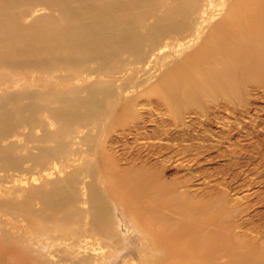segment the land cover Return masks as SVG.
<instances>
[{
	"label": "bare ground",
	"instance_id": "bare-ground-1",
	"mask_svg": "<svg viewBox=\"0 0 264 264\" xmlns=\"http://www.w3.org/2000/svg\"><path fill=\"white\" fill-rule=\"evenodd\" d=\"M251 83L264 0H0V183L32 175L0 192V264H264L259 163L222 180L263 184L240 201L198 198L168 179L173 156L147 157L193 161L172 127L209 119L204 102L241 106ZM249 146L233 157L264 160V137Z\"/></svg>",
	"mask_w": 264,
	"mask_h": 264
},
{
	"label": "rangeland",
	"instance_id": "rangeland-1",
	"mask_svg": "<svg viewBox=\"0 0 264 264\" xmlns=\"http://www.w3.org/2000/svg\"><path fill=\"white\" fill-rule=\"evenodd\" d=\"M238 88L243 101L241 106L238 105V107L235 108L232 106L229 111H227L225 109L227 108L226 105L229 104L231 106L232 104L230 103V99L219 98L218 105L215 106L213 103L204 102L200 105H195L192 110L201 113H211L209 119L200 116L199 119L193 120L194 125H192L189 134L182 135L183 132H181V126L178 128L172 127L174 129L172 130L174 135L179 136L177 146H182V144L185 143L194 146L188 153H185V156L188 155L185 158L190 156L193 158V161H183L184 158L174 156V149L172 148L165 152L163 151L164 154L161 155L147 156V154L143 153V156L149 157L151 161H161L166 156H173L172 160L167 163L170 165L167 168L168 179H175L178 177L183 178V176L190 178L187 184L190 185L189 187L194 194H200L196 195L198 198L208 190H225L228 194V199L243 201L244 196L250 194L255 189L262 188L261 186L263 184L258 182L253 184L252 187H249L248 190L245 188L239 189L238 187L234 189L239 182L247 180L245 174H242L237 183L232 185V190L230 189L231 191L228 190V187H226L225 184H221L223 179L228 181L229 172L244 169V161H249L251 164L250 166L259 163L260 167L258 168V171L262 172V177L264 176V165H262L264 164V160H261L262 152L260 158L259 155L255 156L256 154L254 153L251 157L249 155H242L239 160V158L233 157L231 151L234 147L237 149L241 148L243 150H250L252 147L249 145L252 140H255V138L258 139V137H264V84L258 83L257 85V83H251L248 86L239 85ZM215 93L217 94V91H215ZM161 112H165V109ZM192 112H184L181 115L182 120L187 123V120L192 117ZM154 116L158 117L157 114ZM216 116L220 117L217 118ZM152 127V125L148 126L149 129ZM182 139L185 140L182 141ZM23 141L21 142L23 143ZM145 142L148 144H158L168 141L164 135H161L159 136V139H151ZM24 144H26V142ZM33 145L34 143H27L24 145L23 153L27 154L28 150H30ZM195 148L200 149L197 151L194 150ZM156 149L155 151L158 150ZM133 152L135 153V151ZM236 160L240 161L239 168H237L238 166L233 165V162ZM229 165H232L231 169H228ZM175 166L176 168H174ZM25 177L27 179H24L22 182H1L0 192L4 191L5 188L12 186L28 188L32 184L30 182L32 175L28 174ZM206 200L207 199H203V204L202 202L200 203L202 208L205 207L204 202H206ZM218 208L219 206H217L215 210L217 211ZM130 233V231L127 232V235ZM136 260L139 262V260H141L140 256Z\"/></svg>",
	"mask_w": 264,
	"mask_h": 264
}]
</instances>
